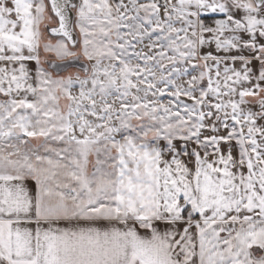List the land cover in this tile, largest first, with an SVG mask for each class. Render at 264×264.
<instances>
[{"label": "snow or ice", "instance_id": "6c2138e0", "mask_svg": "<svg viewBox=\"0 0 264 264\" xmlns=\"http://www.w3.org/2000/svg\"><path fill=\"white\" fill-rule=\"evenodd\" d=\"M0 264H264V0H0Z\"/></svg>", "mask_w": 264, "mask_h": 264}]
</instances>
